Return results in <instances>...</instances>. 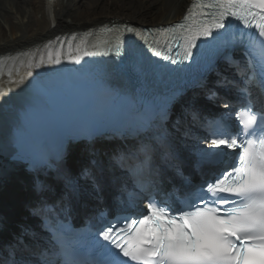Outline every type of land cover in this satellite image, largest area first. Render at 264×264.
Returning <instances> with one entry per match:
<instances>
[{"label":"snow or ice","instance_id":"snow-or-ice-1","mask_svg":"<svg viewBox=\"0 0 264 264\" xmlns=\"http://www.w3.org/2000/svg\"><path fill=\"white\" fill-rule=\"evenodd\" d=\"M230 19L254 31L230 30ZM125 33L143 39L153 55L172 63L189 60L198 41L213 39L218 48L243 47L249 58L246 70L231 56L224 60L229 66L236 65L238 75L245 71L252 75L242 82L229 80L226 75L218 80L220 86L231 85L243 98V111L225 104L226 115L235 113L240 125L235 132L225 114L203 120L198 109L191 114L193 122L202 120L203 136L198 138L201 146L197 149L202 160L215 159L224 148L237 150V158L219 175L191 187L177 206L150 201L148 214L131 219L126 229L102 226L97 235L118 250L111 254L108 264H121L120 255L137 264H264V0H192L182 20L168 27L141 30L125 24L105 26L96 34H83L79 40L75 34L57 37L59 47H50L53 42L49 41L42 51L23 54L19 63L26 67V75L13 83H23L33 75V68L60 64L63 59L78 64L87 56L119 54ZM153 36L161 39L150 42ZM10 59L15 63L17 58ZM3 67L0 59V70ZM256 67L261 78L260 93L254 99L248 84L255 77ZM216 95L209 91L207 98L214 100ZM241 135L247 138L241 140Z\"/></svg>","mask_w":264,"mask_h":264},{"label":"bare ground","instance_id":"bare-ground-1","mask_svg":"<svg viewBox=\"0 0 264 264\" xmlns=\"http://www.w3.org/2000/svg\"><path fill=\"white\" fill-rule=\"evenodd\" d=\"M105 3H108L106 9L103 7ZM188 4L189 0H51L50 4L48 0H0V59L16 58L26 51L36 53L39 46L47 41L98 27L113 19L147 26L169 24L181 18ZM201 106L199 111L208 107ZM117 151L115 148L114 152ZM84 168L85 166L78 168L70 165L71 177L81 182ZM12 186L16 185L8 184L7 191L0 193V208L2 207L6 219L8 216L11 219L24 216L23 210L28 209L26 202L30 199L28 192L47 189L51 194L58 190L53 195L57 198L60 196L55 181L38 184L37 187L29 188L28 192L19 191ZM80 187L82 192L87 186L81 184ZM15 213L20 214L17 216ZM26 221L19 219L15 222L25 224L22 226L25 237L23 241H14L11 235L2 239L1 245L10 242L6 247L7 251H29L28 249L40 245L36 227ZM9 233L12 236L18 235L20 228H13ZM22 253L16 255L21 257Z\"/></svg>","mask_w":264,"mask_h":264},{"label":"rangeland","instance_id":"rangeland-1","mask_svg":"<svg viewBox=\"0 0 264 264\" xmlns=\"http://www.w3.org/2000/svg\"><path fill=\"white\" fill-rule=\"evenodd\" d=\"M113 4H114V2H113ZM111 5L112 7H114V5ZM108 6V3H105L104 5H103V7H105L104 9H106V7ZM104 11V10H103Z\"/></svg>","mask_w":264,"mask_h":264}]
</instances>
